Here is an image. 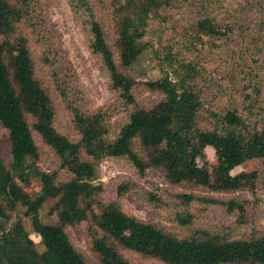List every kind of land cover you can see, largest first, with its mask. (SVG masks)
Segmentation results:
<instances>
[{
	"label": "trees",
	"instance_id": "trees-1",
	"mask_svg": "<svg viewBox=\"0 0 264 264\" xmlns=\"http://www.w3.org/2000/svg\"><path fill=\"white\" fill-rule=\"evenodd\" d=\"M67 1L115 97L91 105L44 0H0V124L10 145L7 162L0 143V264H138L125 251L164 264H264V228L249 216L248 199L235 196L263 189L264 170L232 173L264 156V0ZM149 35L158 37L163 77L140 81L138 58L155 46ZM32 41L46 42L39 62L47 79ZM144 90L161 97L139 98ZM54 96L71 112L72 133L57 126ZM209 146L215 181L200 164ZM43 148L58 158L52 170L39 164ZM106 160L141 178L160 171L183 187L169 221L186 232L125 210L124 197L164 205L135 176L117 180L118 199L102 203ZM34 178L40 189L29 191ZM212 205L234 223H199ZM85 221L96 225L94 261L69 232ZM243 228L250 230L238 237Z\"/></svg>",
	"mask_w": 264,
	"mask_h": 264
},
{
	"label": "rangeland",
	"instance_id": "rangeland-1",
	"mask_svg": "<svg viewBox=\"0 0 264 264\" xmlns=\"http://www.w3.org/2000/svg\"><path fill=\"white\" fill-rule=\"evenodd\" d=\"M47 6L49 18L54 23L55 28L58 30L57 46L61 47L60 52L65 53L67 60L71 62L73 68L76 69L81 77L88 98L91 100V105L98 107L105 105L114 100V93L108 86L107 79L101 73L94 56L88 50L85 37L82 32V27L77 24L73 16V11L67 0H44ZM148 38H153L155 46L147 49L143 52L135 65V75L137 80H157L163 77L160 61L157 55V48L159 49L158 37L149 35ZM35 50V57L38 61L39 68L41 67L42 75L47 79L48 67H42L39 62V56L42 52V46L45 45V41L40 48L32 41ZM210 64V63H209ZM211 64L213 65L212 61ZM139 98H158L161 97L158 93H151L148 91H140ZM55 98L57 107V126L65 133H72V115L67 109V104L60 98ZM9 131L0 124V143L3 150V154L7 162H10V145L7 141ZM41 160L39 162L43 169L52 170L58 166V158L50 150L43 148L41 151ZM207 162L211 169L212 179L215 181L218 177L216 168L217 157L215 149L213 147L206 148V157L200 160V164ZM264 170V156L256 157L251 160L243 162L241 165L235 167L232 171L233 174H239L241 172H251ZM136 177L137 180L147 189H155L158 193H161L163 204L159 208L152 207L151 205L138 202L135 198L124 197L121 199L123 207L130 213L138 216L144 220L162 222L172 228H175L177 232L185 233L186 231L180 227H174L175 221H169V218L175 216L176 207L180 205L179 199L176 197L179 192H183L185 189L181 186H173L162 175L160 171L148 170L144 177L136 176L133 174V170L126 166L122 161L106 160L100 166V177L105 184V190L99 194V200L102 203H107L118 199V194L114 183L117 180L124 177ZM41 183L38 179L34 178L32 184L27 186L29 191H37L40 189ZM220 198H230L232 195L210 193ZM240 199H248L247 204L249 216L255 220V224L264 228V188L260 189L256 194L249 191L238 192L236 195ZM196 208L201 207V204L196 203ZM194 208V210L196 209ZM99 210V206H97ZM48 212V206L42 210L43 219L48 220L46 213ZM50 218V217H49ZM51 219V218H50ZM236 217H229L224 207L218 205H212L203 211L202 217L199 219V223H208L209 225L222 226L229 223H234ZM27 227L31 229L30 222L27 221ZM237 236L242 237L245 230L250 228L237 229ZM96 231V225L91 222H83L76 227H70V235L76 244V246L85 253V255L94 261L95 257L91 251L93 236ZM35 241H39L40 238L35 233L31 234ZM130 260L138 264H164L156 259L143 258L137 253L131 251H125Z\"/></svg>",
	"mask_w": 264,
	"mask_h": 264
}]
</instances>
